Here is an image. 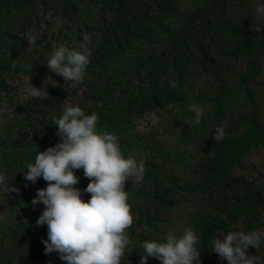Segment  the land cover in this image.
Segmentation results:
<instances>
[{"label":"trees","instance_id":"16d2710c","mask_svg":"<svg viewBox=\"0 0 264 264\" xmlns=\"http://www.w3.org/2000/svg\"><path fill=\"white\" fill-rule=\"evenodd\" d=\"M264 0H0V264H67L45 253L47 225L32 205L41 177L25 165L59 137L50 123L65 104L98 116L125 155L145 160L126 182L134 217L122 264H140L145 240L164 242L193 228L201 264H228L209 251L228 231H264ZM58 19L62 21L57 24ZM34 30L36 42L27 33ZM85 37L88 39L85 40ZM91 51L82 83L46 65L54 47ZM15 64V67L13 66ZM31 98L26 87L44 88ZM174 80L177 87H170ZM203 109L199 125L189 105ZM227 121L223 140L213 134ZM74 187L89 179L83 169ZM264 264V243L247 249ZM147 264H161L149 257Z\"/></svg>","mask_w":264,"mask_h":264},{"label":"clouds","instance_id":"9594fccd","mask_svg":"<svg viewBox=\"0 0 264 264\" xmlns=\"http://www.w3.org/2000/svg\"><path fill=\"white\" fill-rule=\"evenodd\" d=\"M257 15L264 16V5L257 8ZM62 23L58 19L57 24ZM29 44L36 42V33L29 30ZM88 38L85 37V40ZM91 51L70 49L60 45L48 55L47 67L57 75L70 81L75 87L82 83ZM15 67V64L13 65ZM44 88H37L29 81L25 91L31 98H48L49 84L59 82L51 76L43 81ZM170 87H177L169 80ZM194 113V122L199 125L203 109L189 105ZM50 123L57 127L59 141L43 151H37L34 162L25 165V179L35 183L38 178L47 182L46 188L37 190L32 205L43 203L44 210L36 224L47 225V239L43 240L45 253L56 251L67 264H122L132 241L127 230L134 217L128 202L126 182H140L145 174V160L125 155L119 137L106 128H98L96 113L87 114L80 106L65 104L62 114H53ZM227 121L216 126L213 138L223 140ZM83 169L89 179L83 190L91 194L89 200L82 198V191L74 185L80 178L74 170ZM0 186L6 193L19 189L5 183L0 175ZM198 236L191 227L179 236L169 232L164 242L145 240L140 264H147L149 257L159 259L161 264H201V251L197 249ZM264 243V231L230 230L226 235L211 241L209 251L219 255L228 264H259L258 258L247 253L249 246L258 249Z\"/></svg>","mask_w":264,"mask_h":264}]
</instances>
